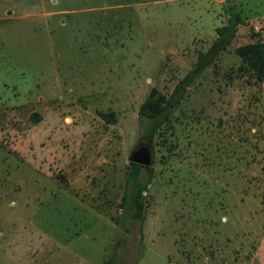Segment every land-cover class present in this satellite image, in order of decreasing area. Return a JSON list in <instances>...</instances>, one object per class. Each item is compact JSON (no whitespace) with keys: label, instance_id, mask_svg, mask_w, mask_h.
Returning a JSON list of instances; mask_svg holds the SVG:
<instances>
[{"label":"rangeland","instance_id":"rangeland-1","mask_svg":"<svg viewBox=\"0 0 264 264\" xmlns=\"http://www.w3.org/2000/svg\"><path fill=\"white\" fill-rule=\"evenodd\" d=\"M232 7L231 43L149 140L139 228L120 205L138 107ZM258 40L264 0H0V264H264V79L234 53ZM39 235L47 256L18 262Z\"/></svg>","mask_w":264,"mask_h":264},{"label":"trees","instance_id":"trees-1","mask_svg":"<svg viewBox=\"0 0 264 264\" xmlns=\"http://www.w3.org/2000/svg\"><path fill=\"white\" fill-rule=\"evenodd\" d=\"M242 23L240 11L232 7L229 11L227 22L215 28L216 39L203 52L197 54L193 67L188 70L174 85L170 94L165 98L151 89L148 97L140 104L137 117L140 122L146 120L145 131L148 140L154 132L167 123L171 111L180 102L186 88L192 80L207 67L212 60L231 43L236 27ZM234 53L241 62L251 71L257 80L264 79V40H258L234 47ZM99 116L106 122L113 123L115 116L111 111L100 112ZM150 142V141H149ZM129 172L125 179V190L120 199V205L125 208L127 215L136 220L139 228L143 223L142 193L146 191L150 180V166H143L147 171V179L141 182L137 178L139 164L129 162Z\"/></svg>","mask_w":264,"mask_h":264},{"label":"crops","instance_id":"crops-1","mask_svg":"<svg viewBox=\"0 0 264 264\" xmlns=\"http://www.w3.org/2000/svg\"><path fill=\"white\" fill-rule=\"evenodd\" d=\"M41 238H42V240H41ZM48 237H41L40 235L38 236V243L37 244H35V245H33L32 246V251L30 250L31 248H29L28 247V250L29 251H22L21 253H19V254H16L15 255V258H17L18 259V262H32V261H36V256L38 255V254H45L46 253V247L44 246V247H38L37 245H47L48 244ZM9 249V248H8ZM12 252V255H14L15 253H13V251H11ZM72 252H67V254H66V256H67V258H70V260L68 261V260H66V261H63L65 258H66V256L64 255V257H63V260H62V262H59L58 264H78V263H75V262H73L72 261ZM45 256H47V253L45 254ZM45 257H43V258H40L41 260H43Z\"/></svg>","mask_w":264,"mask_h":264},{"label":"water","instance_id":"water-1","mask_svg":"<svg viewBox=\"0 0 264 264\" xmlns=\"http://www.w3.org/2000/svg\"><path fill=\"white\" fill-rule=\"evenodd\" d=\"M128 161L141 166H150L152 163V152L149 140L140 141L129 153Z\"/></svg>","mask_w":264,"mask_h":264}]
</instances>
